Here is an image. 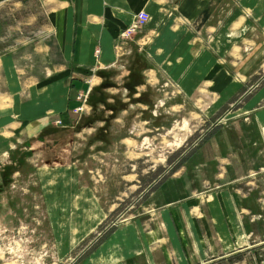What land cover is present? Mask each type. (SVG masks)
<instances>
[{"label": "crops", "instance_id": "1", "mask_svg": "<svg viewBox=\"0 0 264 264\" xmlns=\"http://www.w3.org/2000/svg\"><path fill=\"white\" fill-rule=\"evenodd\" d=\"M7 1L17 7L32 3L0 0V7ZM41 7L43 16L31 11L16 25L23 40L0 50V135L7 137L0 139V160L5 147L20 139H13L16 135L36 137L47 121L69 125L79 95L101 85L105 75L118 81L137 68L140 94L154 92V114L174 115L175 100L181 98V107L192 102L200 115L212 117L246 85L242 70L264 47V0H42ZM142 11L149 14L146 25L122 38ZM4 37L0 33V40ZM19 51L26 53L19 58ZM35 56L45 60L42 79L28 75ZM256 67L254 74L264 73V61ZM213 98L218 100L214 109L206 104ZM147 103L140 107L148 109ZM256 119L262 133L264 110ZM143 123L136 122L135 129ZM14 128L21 131L13 134ZM147 138L124 137L114 146L131 154L141 151ZM208 140L189 157L191 170L180 167L158 183L140 215L111 230L78 264H230L231 257L242 258L235 264H258L256 258L264 264V186L257 179L264 167L254 168L258 157H247L232 139ZM213 143L215 154L209 151ZM68 189L67 204L43 208L55 241L64 246L74 243V229L68 241L61 235L64 216L76 211L71 197L87 191L105 216L101 224L117 208L103 204L88 186ZM63 191H57L60 200Z\"/></svg>", "mask_w": 264, "mask_h": 264}, {"label": "rangeland", "instance_id": "2", "mask_svg": "<svg viewBox=\"0 0 264 264\" xmlns=\"http://www.w3.org/2000/svg\"><path fill=\"white\" fill-rule=\"evenodd\" d=\"M41 1L31 0L24 7L7 1L0 7V33L5 36L0 40V50L10 49L23 40L15 27L31 11L43 16ZM16 53L21 58L26 52ZM257 54L242 70L248 76L246 85L212 117L200 115L192 102L181 107L178 104L181 98L175 100L178 106L174 115L154 114L153 109L158 106L154 92L140 94L136 80H140L141 73L137 68L118 81L105 75L101 85L80 94L79 106L69 112V125L57 123L52 117L53 121H47L36 137H13L20 139L5 147V158L0 160V264H78L80 256L94 249L111 230L140 215L158 183L180 167L191 170L189 157L204 148L206 145L202 143L208 139H232L243 146L247 157H258L254 168L264 167V151L260 152L264 145L258 142L264 140V129L261 133L256 119L257 112L264 110V73L260 70V74H254L258 70L256 65L264 61L263 46ZM26 55L31 56L32 52ZM29 64L28 75L37 79L47 76L45 60L35 56ZM234 69L229 67L228 71ZM254 96L256 99L251 103ZM145 102L148 109L140 107ZM209 103L214 109L218 100H206ZM141 121L147 123L135 129V123ZM20 131L14 128L11 132ZM143 135L148 137V144L141 151L125 155L121 146H114L121 138L141 139ZM3 137L7 138L1 134L0 139ZM254 142L257 147L248 148ZM210 150L215 154V143ZM263 171L257 177L261 186H264ZM69 186H88L101 196L103 204H116L117 208L101 224L105 216L99 213L87 191L71 197L77 204L76 211L71 217L64 216L66 227L61 235L68 241L69 231L74 229V243L70 241L64 246L63 242L55 241L43 208L45 203L50 209L67 204ZM61 187L65 193L62 200L57 193ZM44 194L49 196L48 201ZM98 224L101 225L94 231ZM261 261L256 258L258 264Z\"/></svg>", "mask_w": 264, "mask_h": 264}, {"label": "built area", "instance_id": "3", "mask_svg": "<svg viewBox=\"0 0 264 264\" xmlns=\"http://www.w3.org/2000/svg\"><path fill=\"white\" fill-rule=\"evenodd\" d=\"M149 20V14L145 11L140 12L134 22V24L122 35V38L130 36L132 33L141 30ZM99 53V50H97Z\"/></svg>", "mask_w": 264, "mask_h": 264}, {"label": "trees", "instance_id": "4", "mask_svg": "<svg viewBox=\"0 0 264 264\" xmlns=\"http://www.w3.org/2000/svg\"><path fill=\"white\" fill-rule=\"evenodd\" d=\"M141 61L142 60H137L136 63H140ZM139 70L141 71V68H139ZM139 79L140 80H136V82H137L136 86L143 84V80L141 79V76L139 77ZM94 247H96V246H94ZM241 259H242L241 257H231V258L228 259V261H229L230 264H235L236 262L240 261Z\"/></svg>", "mask_w": 264, "mask_h": 264}, {"label": "bare ground", "instance_id": "5", "mask_svg": "<svg viewBox=\"0 0 264 264\" xmlns=\"http://www.w3.org/2000/svg\"><path fill=\"white\" fill-rule=\"evenodd\" d=\"M143 12V11H142ZM146 12V11H145Z\"/></svg>", "mask_w": 264, "mask_h": 264}]
</instances>
